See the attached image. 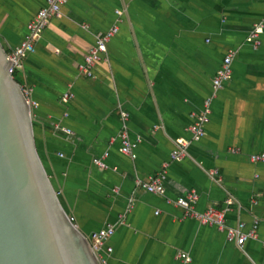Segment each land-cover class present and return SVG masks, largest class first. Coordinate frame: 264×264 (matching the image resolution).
Wrapping results in <instances>:
<instances>
[{"label": "crops", "instance_id": "crops-1", "mask_svg": "<svg viewBox=\"0 0 264 264\" xmlns=\"http://www.w3.org/2000/svg\"><path fill=\"white\" fill-rule=\"evenodd\" d=\"M44 5L0 0L7 55ZM263 19L264 0H69L34 39L16 74L29 91L36 151L82 235L113 228L107 264H264V163L251 161L264 153V31L257 48L247 39ZM116 26L94 76L82 74L96 35ZM227 54L231 77L205 137L193 141L188 128ZM122 114L139 139L133 158L120 151ZM179 139L191 144L172 162ZM165 162L163 194L147 193L141 185ZM191 192L199 212H223L229 227L257 222V238L239 247L218 227L184 219L175 201Z\"/></svg>", "mask_w": 264, "mask_h": 264}, {"label": "water", "instance_id": "water-1", "mask_svg": "<svg viewBox=\"0 0 264 264\" xmlns=\"http://www.w3.org/2000/svg\"><path fill=\"white\" fill-rule=\"evenodd\" d=\"M13 65L0 42V264H99L45 173Z\"/></svg>", "mask_w": 264, "mask_h": 264}, {"label": "built area", "instance_id": "built-area-1", "mask_svg": "<svg viewBox=\"0 0 264 264\" xmlns=\"http://www.w3.org/2000/svg\"><path fill=\"white\" fill-rule=\"evenodd\" d=\"M69 0H45V5L34 15V17L27 24V33L25 35L22 46L17 48L11 55H7L11 64H14L10 70V74L14 78L16 72L21 69L22 59L33 52V41L36 39L46 28L50 19L54 17H59L61 14L62 7L68 3ZM119 31L118 26L106 31L100 32L96 35L95 47L91 50L89 55L85 58L83 64L79 66V70L82 74L87 77L92 78L94 76L93 68L97 63L102 61L103 55L107 51V44L112 37ZM264 31V19L260 21L257 25L252 27L248 34V41L253 44L254 48H257L260 44V36ZM231 54H227L217 71L213 83L211 94L204 101V110L201 115H195V122L189 126L188 132L192 135L193 141L201 140L206 135V126L209 124L211 116V106L215 98L217 97L218 91L221 87L227 83L231 77ZM22 89V88H21ZM23 96L25 97L27 103L29 91L22 89ZM74 98V94L65 93L63 95V100L65 102ZM67 116V115H66ZM122 128L118 134V139L120 141V151L133 158L135 156L134 150L139 143V139L132 141L129 138L126 122L127 115L122 114ZM56 126H59L56 124ZM67 132H71L69 128L65 129ZM191 142L183 141L179 139L177 142V148L174 150L170 159L172 162H178L187 156V151ZM251 161L253 163H264V153L256 154L251 156ZM94 162L100 168H105V164L101 159H95ZM168 163L165 162L160 173L156 176H151L148 182L142 184V188L149 194L161 195L164 192L163 180L166 175V169ZM215 174V171H214ZM115 191V190H114ZM197 195L191 192L186 198H178L175 201V205L184 209L183 218L184 219H194L200 222L202 225L206 226H216L219 230L224 231L227 235L229 241H235L239 247H243L248 240H254L257 238L258 233V223L247 229L245 223H239L236 227H229L226 225L225 215L223 212H219L213 208L207 209L205 212H199L195 208V203L197 202ZM71 223H74L73 218H69ZM114 234L112 227H107L105 229H100L96 232L91 233L86 239L90 244L91 251L94 253L96 260L99 264H107L106 259L103 254L110 255L112 252L111 247L107 246V241ZM179 258L186 262L190 259L186 255H179Z\"/></svg>", "mask_w": 264, "mask_h": 264}, {"label": "trees", "instance_id": "trees-1", "mask_svg": "<svg viewBox=\"0 0 264 264\" xmlns=\"http://www.w3.org/2000/svg\"><path fill=\"white\" fill-rule=\"evenodd\" d=\"M14 82H15L16 84H18L19 86H21V82H20V80L18 79L17 74L14 76Z\"/></svg>", "mask_w": 264, "mask_h": 264}]
</instances>
